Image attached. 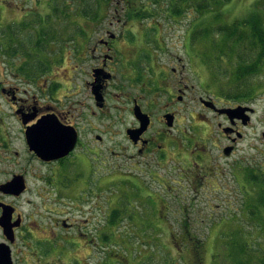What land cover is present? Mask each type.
<instances>
[{"label": "flooded vegetation", "instance_id": "1", "mask_svg": "<svg viewBox=\"0 0 264 264\" xmlns=\"http://www.w3.org/2000/svg\"><path fill=\"white\" fill-rule=\"evenodd\" d=\"M12 3L0 0V19L11 14L3 37L17 44L15 29H33V79L0 74L15 115L0 117V253L10 264H89L124 219L144 236L150 220L136 202L149 210L144 198H154L145 177L167 188L174 175L195 190L224 178L198 144L216 121L218 157L229 160L256 110L202 81L196 0ZM5 46L0 61L16 60ZM239 107L253 108L249 120L225 112ZM118 182L139 200L119 207Z\"/></svg>", "mask_w": 264, "mask_h": 264}, {"label": "rangeland", "instance_id": "2", "mask_svg": "<svg viewBox=\"0 0 264 264\" xmlns=\"http://www.w3.org/2000/svg\"><path fill=\"white\" fill-rule=\"evenodd\" d=\"M12 1L16 3L19 0ZM187 5L190 4L187 2ZM254 13H259L264 20V0H231L202 15L197 13L198 72L202 76V81L214 94L225 96L233 104L247 103L256 110L252 121L244 129V136L237 144L236 152L229 160L218 157L222 152L220 147L224 145L225 140L218 135L216 128L213 129L211 126L216 124V121L208 127L207 135L211 134L210 137L206 135L208 140H201L202 142L198 144L199 149L207 145V151L203 152L205 160L222 166L224 178L221 180L220 174L219 180L214 183L205 182L195 190L187 180L179 184V180L174 175H169L170 179L165 182L167 188L159 185L157 181H152L151 177H145L146 186L154 198H144V203L150 205L149 210L142 205L141 199V203L136 202L140 207H137L139 212L144 215L140 218L150 220L147 222V228L144 229V236H138L134 232L139 221L126 223L125 228H121L125 224L124 219V222L119 224V230L122 232L118 233L112 242L102 240V251L96 254L98 259L91 258L86 263H264V189L249 176L254 172L261 177V173L249 170L264 165V69L261 73L251 75L246 81L238 83L231 75L225 76V73L234 70V60H227L219 71L212 63H207L208 59L221 54L222 37L214 36L215 30L220 26L245 20ZM19 16L21 13L16 14L17 18ZM3 17L5 19H0V50L2 42L6 39L3 35H8L11 30V26L7 25L11 19L10 12ZM12 18H14L13 14ZM15 31L17 33V44H15L19 49L22 41L28 42L29 38L33 39L31 27L24 28L22 25ZM24 49H27V46H24ZM222 51L225 56L230 54L227 53L225 46ZM16 57V60L0 61V74L7 75L6 78L11 80L10 71H16L21 77L27 72L32 75L30 79H33V70L21 71L10 68L12 61H16V67H20L26 61L33 66V56L30 54V57H26L18 53ZM23 85L26 87V84ZM250 90L254 95L251 100L229 98L238 92ZM0 103L2 104L0 117L13 119L15 115L11 105L1 98ZM237 163L241 170H236ZM159 172L164 174L162 170ZM127 187L126 189L125 186L117 183L115 191L119 199V207L124 206L129 198L139 200L132 196V185ZM103 193L107 196L109 191ZM132 204L131 202L130 206ZM152 213H155L154 217L151 216Z\"/></svg>", "mask_w": 264, "mask_h": 264}, {"label": "trees", "instance_id": "3", "mask_svg": "<svg viewBox=\"0 0 264 264\" xmlns=\"http://www.w3.org/2000/svg\"><path fill=\"white\" fill-rule=\"evenodd\" d=\"M189 1V0H187ZM231 0H196L197 11L200 15L204 14L220 4L227 3ZM214 36L222 37V49L223 46L227 48L228 56H225L221 49V54L216 55L212 59H208L207 63L213 64L216 70H221L224 67L227 60H234L235 67L231 72L225 73V76L231 75L238 83L243 80L246 81L251 75L261 73L264 69V20L260 17L259 13H254L245 20L236 21L231 25L220 26L219 29L215 30ZM33 39L29 38L28 42L22 41L20 49L17 48L14 39H5V49L7 53L17 55L21 53L26 57L33 56ZM27 46V49H24ZM23 47V48H22ZM18 49V50H17ZM231 56V57H229ZM229 57V58H228ZM21 62V59H19ZM14 69H19L21 71L33 70V66L24 62L20 67H16V61H12V67ZM221 74H224L221 72ZM26 78H32L30 74H22ZM252 91L238 92L235 96H230L236 100H247L252 99ZM256 169V170H255ZM254 170L261 173V177L254 172L250 173V178L256 182L260 183L262 189H264V165L252 167L249 171ZM263 174V175H262ZM264 264V263H263Z\"/></svg>", "mask_w": 264, "mask_h": 264}, {"label": "water", "instance_id": "4", "mask_svg": "<svg viewBox=\"0 0 264 264\" xmlns=\"http://www.w3.org/2000/svg\"><path fill=\"white\" fill-rule=\"evenodd\" d=\"M246 111L253 112L254 110L251 107H239V108H236V109H227V110H225V112H227V113H229L231 115H232V113L240 112L241 114L239 116L243 117L244 120L245 119L249 120L250 119L249 115H247V114L244 115V113H246ZM248 122L249 121H243L244 125H248ZM263 137H264V134H263ZM72 144H73V142L71 143V147L70 148H72ZM230 151H231V149L229 148V149L226 150V153L228 155H230ZM0 254H1L0 255V264H10L9 258H6V256H2V253H0Z\"/></svg>", "mask_w": 264, "mask_h": 264}]
</instances>
